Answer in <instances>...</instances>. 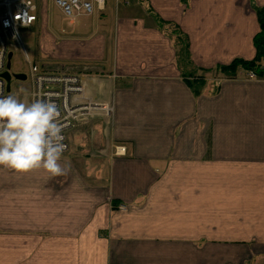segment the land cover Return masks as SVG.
I'll use <instances>...</instances> for the list:
<instances>
[{
    "label": "crops",
    "instance_id": "obj_1",
    "mask_svg": "<svg viewBox=\"0 0 264 264\" xmlns=\"http://www.w3.org/2000/svg\"><path fill=\"white\" fill-rule=\"evenodd\" d=\"M109 3L56 22L37 7L42 66L113 110L67 130L66 175L0 167V264H264V72L196 94L160 27L200 67L253 59L264 0Z\"/></svg>",
    "mask_w": 264,
    "mask_h": 264
},
{
    "label": "built area",
    "instance_id": "obj_2",
    "mask_svg": "<svg viewBox=\"0 0 264 264\" xmlns=\"http://www.w3.org/2000/svg\"><path fill=\"white\" fill-rule=\"evenodd\" d=\"M53 2L69 18L81 12L93 13L102 10L106 4V0H53ZM36 11L37 5L33 0H0V96L10 95L5 89V80L1 72L6 68L7 52L17 47L29 64L26 73L28 90L25 94L27 97L21 101L32 103L36 99H50L57 105L66 151L68 149L66 133L75 121L93 114L96 109L108 114L112 112L113 106L94 99L78 73L47 69L30 60L21 39L19 27L30 26L37 19ZM257 75L256 70L247 69V76L256 77ZM115 153H126V146L116 145Z\"/></svg>",
    "mask_w": 264,
    "mask_h": 264
},
{
    "label": "clouds",
    "instance_id": "obj_3",
    "mask_svg": "<svg viewBox=\"0 0 264 264\" xmlns=\"http://www.w3.org/2000/svg\"><path fill=\"white\" fill-rule=\"evenodd\" d=\"M60 112L50 99L26 103L16 95L0 96V167L17 174L43 169L50 177L66 175L60 163L63 143Z\"/></svg>",
    "mask_w": 264,
    "mask_h": 264
},
{
    "label": "trees",
    "instance_id": "obj_4",
    "mask_svg": "<svg viewBox=\"0 0 264 264\" xmlns=\"http://www.w3.org/2000/svg\"><path fill=\"white\" fill-rule=\"evenodd\" d=\"M253 5L262 23V29L255 39L258 49L257 56L253 59L236 58L228 64H221L214 68H204L196 65L191 58L188 34L174 23L161 20L160 27L171 36L174 42L176 51L175 61L181 70L182 76L196 94H200L204 91L207 77L210 73L214 76L234 77L238 74L240 69H254L257 71L258 75L264 72V6H258L256 3H253ZM171 25L176 27V31H174L175 33L177 32L176 38H174L172 31L168 29L171 28Z\"/></svg>",
    "mask_w": 264,
    "mask_h": 264
},
{
    "label": "rangeland",
    "instance_id": "obj_5",
    "mask_svg": "<svg viewBox=\"0 0 264 264\" xmlns=\"http://www.w3.org/2000/svg\"><path fill=\"white\" fill-rule=\"evenodd\" d=\"M37 7L40 6L41 0H33ZM109 2H112V0H106V5L110 4ZM45 5H46V14L47 17L51 19L52 22H56L57 20H62L64 19L62 13L60 10L56 7L55 3H53V0H45ZM167 27V26H166ZM171 28H168L172 33L174 34V38L177 37V32L175 33V26L171 25ZM37 26L34 23L33 26H23L19 27V32L21 35L22 42L24 44L25 50L30 58V60L39 65L42 66L43 64L47 63L46 58H43L38 55V49H37ZM11 66L10 70L12 72H24L25 74L28 72V62H26L24 55L22 52L17 48L13 47L12 48V56H11ZM47 68V67H45ZM47 69H50L48 67ZM25 90H28V79L24 80H17V79H12L10 83V90L9 93L10 95H18L23 93Z\"/></svg>",
    "mask_w": 264,
    "mask_h": 264
},
{
    "label": "water",
    "instance_id": "obj_6",
    "mask_svg": "<svg viewBox=\"0 0 264 264\" xmlns=\"http://www.w3.org/2000/svg\"><path fill=\"white\" fill-rule=\"evenodd\" d=\"M11 56H12V51L9 50L7 52V57H6V63H5V69L1 72V76L5 80V89L7 91L10 90V83L12 80V77L17 79V80H24L26 79V74L24 72H11L10 71V66H11Z\"/></svg>",
    "mask_w": 264,
    "mask_h": 264
},
{
    "label": "flooded vegetation",
    "instance_id": "obj_7",
    "mask_svg": "<svg viewBox=\"0 0 264 264\" xmlns=\"http://www.w3.org/2000/svg\"><path fill=\"white\" fill-rule=\"evenodd\" d=\"M10 71H11V70H10ZM11 72H12V71H11ZM12 79H15V78L12 77Z\"/></svg>",
    "mask_w": 264,
    "mask_h": 264
}]
</instances>
